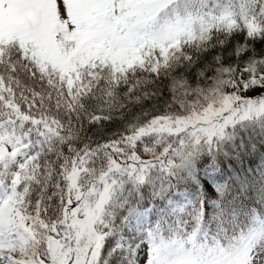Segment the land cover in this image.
I'll return each mask as SVG.
<instances>
[{"label":"snow or ice","instance_id":"obj_1","mask_svg":"<svg viewBox=\"0 0 264 264\" xmlns=\"http://www.w3.org/2000/svg\"><path fill=\"white\" fill-rule=\"evenodd\" d=\"M0 264H264V0H0Z\"/></svg>","mask_w":264,"mask_h":264}]
</instances>
